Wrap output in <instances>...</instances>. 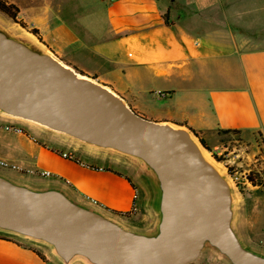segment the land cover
Returning a JSON list of instances; mask_svg holds the SVG:
<instances>
[{
	"label": "crops",
	"instance_id": "crops-1",
	"mask_svg": "<svg viewBox=\"0 0 264 264\" xmlns=\"http://www.w3.org/2000/svg\"><path fill=\"white\" fill-rule=\"evenodd\" d=\"M5 1L20 9L25 30L39 32L41 41L33 34L30 41L144 118L201 133L206 143L236 132L264 144V0H30L24 9ZM10 22L18 25L0 12V26L12 31ZM11 124L22 132L6 131ZM0 163L7 166L0 174L16 182L63 190L138 232L155 227L138 171L1 114ZM236 229L245 244L264 250V188L241 196ZM0 264L63 263L4 233ZM194 264L226 263L208 252Z\"/></svg>",
	"mask_w": 264,
	"mask_h": 264
},
{
	"label": "water",
	"instance_id": "water-1",
	"mask_svg": "<svg viewBox=\"0 0 264 264\" xmlns=\"http://www.w3.org/2000/svg\"><path fill=\"white\" fill-rule=\"evenodd\" d=\"M0 111L134 160L158 216L152 231L138 232L63 190L0 174L1 233L45 244L63 264H194L207 251L226 264H264L236 229L230 182L191 130L144 118L111 88L1 26Z\"/></svg>",
	"mask_w": 264,
	"mask_h": 264
},
{
	"label": "rangeland",
	"instance_id": "rangeland-1",
	"mask_svg": "<svg viewBox=\"0 0 264 264\" xmlns=\"http://www.w3.org/2000/svg\"><path fill=\"white\" fill-rule=\"evenodd\" d=\"M29 2L30 0H15V3H17V5H19L23 9L25 8L27 4H29ZM9 24L12 28V31L10 32H12L15 36H22L29 40L31 39L33 40L32 33L29 30H25V28L21 27L20 25H15L12 22H10ZM14 122H16L18 125L19 124L25 125L28 128H31V127L36 128L46 135L55 136L59 139L65 140L66 142L79 145V146H82V148H86L88 150L96 152L100 156H104L105 158L109 160H113L117 166L115 168H120L123 170L130 168V169L138 171L147 185L146 202L148 204V207H146V210H148V212L152 211L153 217H154V226L156 225L158 216L153 208V202H154L153 188L145 172L141 169V167L134 160L128 157H125L123 155L117 154V153L104 151V150H100L97 148L87 146L85 144L72 140L66 136L53 133L49 130L44 129L43 127L39 125H36L34 123H31V122H28L22 119L14 120ZM206 145L209 148V150L206 149L207 152L211 154V157L217 163L220 164L223 175L228 179V181L231 184L234 197H235L236 210H237V204L239 200L241 199V196L245 195V193L247 192V188H250V187L264 188V144L260 139H258L257 142H247V141H244L237 133H222L220 138L215 141V144L206 143ZM216 149H218L219 151L217 152L219 153L221 152L222 155L216 154V151H215ZM249 176L253 178L256 183L263 182V185L253 186V184L248 180ZM128 216L130 215H127L125 217H128ZM111 217H113L114 219H117L114 216H111ZM1 234H4V233L0 232V235ZM17 238H20V237H17ZM23 240H26V242H29L30 244H34L35 246H38L40 248H45L51 253H53L51 248H49L45 244L30 241L27 239H23ZM245 245L255 252L264 254V250H256L255 248H251L247 244ZM259 249H263V248H259ZM208 252L209 251H207L205 255L208 254ZM204 256L200 261L204 259ZM75 262H82L83 264H86L82 260H76Z\"/></svg>",
	"mask_w": 264,
	"mask_h": 264
},
{
	"label": "trees",
	"instance_id": "trees-1",
	"mask_svg": "<svg viewBox=\"0 0 264 264\" xmlns=\"http://www.w3.org/2000/svg\"><path fill=\"white\" fill-rule=\"evenodd\" d=\"M0 12L2 14H4L6 17H8L10 20H12L14 23L20 25L21 27L23 28H26L25 24L23 22H19L18 21V17H19V13H20V9L14 5V4H10L8 3L7 1L5 0H0ZM164 21L166 24H168V18L167 16L164 17ZM35 37H37L39 39V41H41V38H40V35H39V32L37 30H33L31 32ZM195 135L196 137L199 139L200 143L205 147V149L209 150L208 146L206 145V142L205 140L203 139L201 133H197L193 130H191ZM233 133H236V132H233ZM248 180L253 184V186H261L263 185V182L262 183H256L254 181L253 178H251L249 176ZM37 254L44 260V256L41 255L39 252H37Z\"/></svg>",
	"mask_w": 264,
	"mask_h": 264
},
{
	"label": "bare ground",
	"instance_id": "bare-ground-1",
	"mask_svg": "<svg viewBox=\"0 0 264 264\" xmlns=\"http://www.w3.org/2000/svg\"><path fill=\"white\" fill-rule=\"evenodd\" d=\"M0 114H1L2 116H5V117L8 118V119L19 120V118L12 117V116H9V115H6V114L2 113L1 111H0ZM194 140H195L196 143H198V140H197V139L194 138ZM202 155H203L204 159H205L207 162H209V163H210V164H211V165H212L217 171H219V172L222 173V169H221L220 164L217 163V162L211 157V154H209L206 150L202 149Z\"/></svg>",
	"mask_w": 264,
	"mask_h": 264
},
{
	"label": "built area",
	"instance_id": "built-area-1",
	"mask_svg": "<svg viewBox=\"0 0 264 264\" xmlns=\"http://www.w3.org/2000/svg\"><path fill=\"white\" fill-rule=\"evenodd\" d=\"M102 1H103V2H113V1H115V0H102ZM5 130L8 131V132H13V133H21V132H22V130L20 129V127L16 126L15 124H11V125H9V126H6V127H5ZM215 151H216V154H218V155H222L221 152H220V153L217 152V151H219L218 149H216ZM0 166L7 167V166L4 165L3 163H0ZM90 202H91L92 204H94V205L97 204V203H96L94 200H92V199H90Z\"/></svg>",
	"mask_w": 264,
	"mask_h": 264
}]
</instances>
